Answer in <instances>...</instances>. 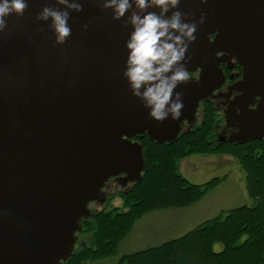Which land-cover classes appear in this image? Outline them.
Segmentation results:
<instances>
[{
  "label": "water",
  "instance_id": "95a60500",
  "mask_svg": "<svg viewBox=\"0 0 264 264\" xmlns=\"http://www.w3.org/2000/svg\"><path fill=\"white\" fill-rule=\"evenodd\" d=\"M108 2L25 0L23 15L11 12L2 18L0 264L67 262L83 220L93 215L90 204L104 202L106 183L115 177L125 183L142 180L144 148L138 137L173 143L183 124L195 121L200 103L222 85L219 53L235 56L242 66L239 89L248 93L246 98H260L241 129L247 138L264 139V0L167 5L162 19L180 11L181 23H197L184 63L190 73L200 72L199 79L191 77L175 89L183 93L180 119L173 121L169 112L162 123L150 119L125 76L132 12L141 18L148 11L160 16L162 8L141 12L130 0L132 8L114 20V9L104 7ZM45 8L68 13L71 32L63 42L53 18H40Z\"/></svg>",
  "mask_w": 264,
  "mask_h": 264
},
{
  "label": "trees",
  "instance_id": "16d2710c",
  "mask_svg": "<svg viewBox=\"0 0 264 264\" xmlns=\"http://www.w3.org/2000/svg\"><path fill=\"white\" fill-rule=\"evenodd\" d=\"M200 108L202 124L181 133L173 143L158 144L147 135L137 139L144 148L142 180L120 193L124 209H102L83 220L82 235H92L91 244L82 243L62 264H91L113 258L145 215L198 203L227 176L195 185L181 173L180 163L190 156L220 158L218 155L229 158L231 164L217 166L231 169L237 166L242 170L251 205L226 211L159 246L123 255L114 264H264V145L256 142L214 148L212 139L218 113L207 102ZM206 166L201 169H207Z\"/></svg>",
  "mask_w": 264,
  "mask_h": 264
},
{
  "label": "clouds",
  "instance_id": "9594fccd",
  "mask_svg": "<svg viewBox=\"0 0 264 264\" xmlns=\"http://www.w3.org/2000/svg\"><path fill=\"white\" fill-rule=\"evenodd\" d=\"M60 2L66 3L67 0ZM133 2L141 12L153 5L161 7L162 11L160 16L154 11H148L143 18L135 11L131 14L130 23L134 31L131 33L130 42L126 45L130 55L127 60L128 70L125 72L130 91L145 108L149 109L150 119L162 123L171 112L172 120H179L184 109L183 93L175 92V89L178 85L192 80L184 61L189 44L196 40L197 23H181L180 11L174 12L171 20L162 19L163 14L168 11L167 5L176 7L179 0H150V2L133 0ZM68 6L77 11L83 10L78 4ZM132 6L130 0H109L104 5L106 8L114 9V20L124 17ZM26 8L25 0H3L0 3V28L4 26L2 19L4 16L11 12L23 15ZM48 16L53 18L58 42H63L71 32L66 26L68 13L45 8L40 18L46 19ZM199 23H204L203 15ZM142 86L143 92H141Z\"/></svg>",
  "mask_w": 264,
  "mask_h": 264
},
{
  "label": "rangeland",
  "instance_id": "374dc122",
  "mask_svg": "<svg viewBox=\"0 0 264 264\" xmlns=\"http://www.w3.org/2000/svg\"><path fill=\"white\" fill-rule=\"evenodd\" d=\"M218 55L219 54H217V57ZM202 103H204V101L200 103L196 114L198 122L197 127L203 122V111H201L200 108ZM219 118L220 116L218 114L216 125H218V121L222 120ZM219 125H223V123L219 122ZM134 140L135 139H133V141ZM219 163L228 164L226 166H230L231 164L229 158H216L215 156L210 158L190 156L182 160L180 163V171L183 175L188 174L189 178H186V176L184 177L192 184L202 185L214 178H220L225 175L227 179L207 192L198 203L189 208L161 210L145 215L136 223L134 229L126 239L123 240L117 256L107 260L96 261L91 264H114L123 255L159 246L167 242L170 238L179 237L186 231L199 225L198 222L200 221L205 222V220H210L226 211L249 205L251 201L248 198L243 178L234 168L217 166ZM205 164L208 165L206 166L207 169H201ZM212 164L216 166H212ZM235 168H237V166ZM226 171L229 174H227ZM115 178H118V182L115 181L114 178H111L104 186H110L109 194L108 191L106 192L105 190L104 193L102 190L104 202H93L96 203V205L89 206V208L92 209V214L106 208L117 210L124 209L120 193L132 188L136 182L125 183L121 179L123 177ZM103 194H105V197ZM90 205H92V203ZM78 235H80V238L78 237L75 250L82 247L84 243L88 245L91 244L92 235H82V232Z\"/></svg>",
  "mask_w": 264,
  "mask_h": 264
},
{
  "label": "flooded vegetation",
  "instance_id": "af4514ba",
  "mask_svg": "<svg viewBox=\"0 0 264 264\" xmlns=\"http://www.w3.org/2000/svg\"><path fill=\"white\" fill-rule=\"evenodd\" d=\"M214 37L215 35H211L212 39H214ZM216 60L217 65L224 74V82L218 89L213 91L206 101H204V103L207 102L212 104L220 116L219 119H222L218 121V125L215 126L214 138L212 139L214 148H223L225 145L244 146L256 142L264 145V139L253 140L247 138L245 132L241 129L243 121L249 114L247 111L252 112L256 110L260 101L259 97L246 98L248 93L245 90L239 89L240 83L244 81L242 66L238 63L236 57L230 54L224 55L223 53H219ZM199 72L200 71L197 70L194 73H190V76L199 79ZM219 122H222L223 125H219ZM197 125V117L192 123L186 121L183 124L182 133L197 128ZM257 155H260L259 152H257ZM217 157L223 156L218 155ZM234 170L242 177L243 173L240 168L237 167ZM114 180L118 182V178H114ZM105 190L106 192L108 191L109 194L110 186L104 187V193ZM103 196L105 197V194H103ZM93 205H96V203H92L90 207Z\"/></svg>",
  "mask_w": 264,
  "mask_h": 264
},
{
  "label": "crops",
  "instance_id": "0c3cea01",
  "mask_svg": "<svg viewBox=\"0 0 264 264\" xmlns=\"http://www.w3.org/2000/svg\"><path fill=\"white\" fill-rule=\"evenodd\" d=\"M184 176H186V178H189L188 177V174H186V175H184ZM195 177V176H194ZM206 221V220H205ZM204 221H200V222H198V224L200 225V224H202ZM198 226V225H197ZM192 230V229H191ZM190 231V230H189ZM189 231H186L185 233H187V232H189ZM185 233H183V234H185ZM175 238H177V237H174V238H170V239H168V241L169 240H172V239H175Z\"/></svg>",
  "mask_w": 264,
  "mask_h": 264
}]
</instances>
